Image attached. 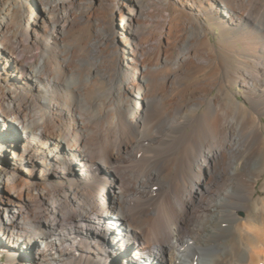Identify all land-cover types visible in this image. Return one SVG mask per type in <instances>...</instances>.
<instances>
[{
    "label": "bare ground",
    "instance_id": "bare-ground-1",
    "mask_svg": "<svg viewBox=\"0 0 264 264\" xmlns=\"http://www.w3.org/2000/svg\"><path fill=\"white\" fill-rule=\"evenodd\" d=\"M82 1L0 0L6 245L34 246L30 264H106L103 237L81 239L107 231L135 258L116 264H264V0H90L78 15ZM211 65L244 100L210 80L170 86Z\"/></svg>",
    "mask_w": 264,
    "mask_h": 264
},
{
    "label": "rangeland",
    "instance_id": "rangeland-1",
    "mask_svg": "<svg viewBox=\"0 0 264 264\" xmlns=\"http://www.w3.org/2000/svg\"><path fill=\"white\" fill-rule=\"evenodd\" d=\"M33 1L36 4L35 7L37 8V6H38L37 2H35V0H30V2H32V4H33ZM95 1L96 0H94V2ZM89 2H90V0H85V2L82 1L81 3H78L77 2V3L73 4L71 6V8L73 10H75L76 12L78 11V15H79V13L81 14L82 11L86 8V6H87V4H89ZM122 23H123V17L122 16H118L117 19H116V27L119 28V26ZM77 27L78 28H76L74 30V32L73 31L71 32V36H72L71 39L72 40L78 38V33L77 32H79V30H77V29H79L81 27V25H79ZM209 35L212 38V40L214 42H216V45L220 47V44H221L220 43L221 29H220V27L217 24H215V23H210L209 24ZM117 37L118 38L116 39V42L118 43L119 42V39L121 40V35L120 36L118 35ZM173 51H175V50H173ZM93 56L95 57L96 55L95 54H92V57ZM126 57H127V54H126ZM118 60H120V61L125 60L124 59V56H123V53H119L118 54ZM227 62L229 64H231L232 66H234L235 63H236V59L232 55V56L226 58V61H224V64L227 63ZM92 65H93V63H92ZM87 67L86 68L89 71L90 70L89 68L91 66L90 65L89 66L87 65ZM217 67L219 68L220 66L217 65ZM172 68L174 69V67H171V69ZM154 70H155L154 71L155 72L154 73L155 82L157 81L156 83L159 86L160 85H163L164 84L163 83L164 82V80H163L164 79V73L156 72V69H154ZM18 73H19V70L17 69V70L14 71L13 74L17 75ZM160 74L161 75L163 74L162 77H161ZM179 74L180 75H179L177 81L175 83H173L172 85H170V86H181L184 83H193L194 81L196 82V83L195 82L194 83L197 84V83H202V82H205V81H209L210 80V81H214V85L213 86H216L213 89L212 95H215V93L217 94V92H218V87L217 86H224L229 91H235L238 94V97L240 99L244 100V95H245V92H246V89H245L244 85L242 83H240V82H238V83L229 82V80H226L224 76H218V72L216 70V67H214V65H211L209 67H203L202 69L199 70V72L198 71L195 72L193 70L190 71L188 69H185L182 72H180ZM207 78H208V80H207ZM179 79H180V81H179ZM167 94H169V93H167ZM133 102H134V100H133ZM190 109H192V110H190ZM203 110H204V107H202V108L199 109L200 112L203 111ZM193 112H194V107L193 106H190V107L187 106V107L184 108L183 114H184L185 117L189 118V117H191L193 115ZM263 123H264V120H263ZM95 126H96V124L94 125V127ZM70 127H72V126H70ZM188 129H190V127ZM2 131H4V133L3 132L0 133V147H3V146L5 147V151H4L5 154L3 155L2 158H0V167H10V165H9L8 162H11L13 160L12 159V156H13L14 152L16 151V149L13 148V147H8L7 142L8 141L9 142H12V141L16 142L15 139L12 137V135H10L12 132L15 133L16 129L15 128L12 129V127L10 125H8V126H5ZM17 134H18L17 137L19 136L18 138H20V136L23 135V129L21 127H20V129H19V131H18ZM19 144L22 147L23 142H21ZM21 147H20V149H22ZM167 150H169V151H167ZM170 150H171V152H170ZM165 151H166L165 155H169V154L173 153L176 150L173 151V148L171 147V148L166 149ZM144 163H146V162H144ZM144 163L142 164V161H141V163H139V165L141 164L142 166H145ZM141 165L139 167H141ZM139 167H138V171L136 173H137V175H140L141 176L142 173H143V171ZM19 174L22 175L23 174V170H19ZM67 176H68L67 177V181H69L73 177L72 174L67 175ZM52 180H54V179H52ZM67 181H65V182H67ZM5 182H6V185H7L8 182H10V181H9V179L6 178L5 179ZM196 210H197V214L194 212ZM200 210H201L200 207H198V208L196 207V208L192 209L191 213H193V214H191L192 216L190 217L189 225H190V228L193 227L192 229L199 230L198 231L199 233H197V236L198 237H203L204 233L202 232V230L196 228V227H199L200 226V223H202V221H204L203 219H201L203 217V215H202V210L201 211ZM199 212H200V214H199ZM198 217H200V218H198ZM197 219H198V222H196ZM106 232L97 231L96 233L90 234V235L86 233V234H83L82 235V239L81 238L80 239L83 242H88V241L94 242L96 239H98V238L95 239L94 237H99V236L100 237H103V241L101 240L98 243V246L101 245V248H104L103 250L107 251L106 254L104 253L105 255H107V257L105 258L106 264H116V262H117V260L119 258H121L122 259V262L125 263L126 257H129V256H131L132 260L135 261V258H134L133 253H131V255H128L126 253V251L124 252V250H123V252L125 254H122V252L117 253V254L116 253L115 254H112L114 252L112 249L115 248V247H113V245L109 241L110 239H112V238L109 239L110 233L107 232V234H106ZM200 235H202V236H200ZM192 240H195V239H191V241ZM4 243L6 245V242L3 240V237L0 236V264H30V259H31L30 256L33 255L34 246L30 245V246L21 247L19 245H15V246L13 245L12 246V245L9 244L11 246L10 247V246H7V245L5 246ZM87 247L90 248L92 246L89 243H87ZM20 248H22V250H20ZM243 248H249V247L246 244V245H244ZM116 255H118V256H116ZM123 255L124 256L127 255V256L124 257ZM164 256L167 257V258H169L170 257L169 252L167 254H164ZM92 258H94V255H92ZM193 258H196L197 259V255H196V257L195 256H192L190 259L192 260ZM122 262H119V263H122ZM153 262H154L153 264H156V259ZM119 263H117V264H119ZM151 263L152 262H149V261H148V263L145 262V264H151ZM102 264H104V262H102ZM158 264H165V263L159 261Z\"/></svg>",
    "mask_w": 264,
    "mask_h": 264
}]
</instances>
